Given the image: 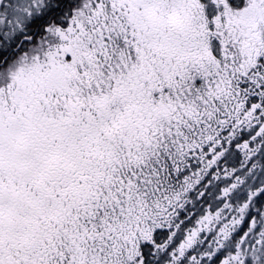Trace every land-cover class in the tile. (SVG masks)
<instances>
[{
    "label": "snow or ice",
    "instance_id": "obj_1",
    "mask_svg": "<svg viewBox=\"0 0 264 264\" xmlns=\"http://www.w3.org/2000/svg\"><path fill=\"white\" fill-rule=\"evenodd\" d=\"M0 264H264V0H0Z\"/></svg>",
    "mask_w": 264,
    "mask_h": 264
}]
</instances>
